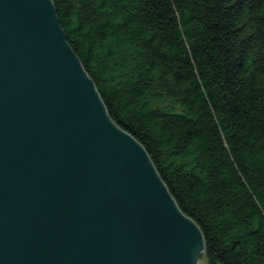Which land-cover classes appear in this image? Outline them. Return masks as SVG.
Segmentation results:
<instances>
[{
  "label": "trees",
  "instance_id": "obj_1",
  "mask_svg": "<svg viewBox=\"0 0 264 264\" xmlns=\"http://www.w3.org/2000/svg\"><path fill=\"white\" fill-rule=\"evenodd\" d=\"M111 118L202 230L264 264V0H53Z\"/></svg>",
  "mask_w": 264,
  "mask_h": 264
},
{
  "label": "water",
  "instance_id": "obj_2",
  "mask_svg": "<svg viewBox=\"0 0 264 264\" xmlns=\"http://www.w3.org/2000/svg\"><path fill=\"white\" fill-rule=\"evenodd\" d=\"M204 250L53 0H0V264H207Z\"/></svg>",
  "mask_w": 264,
  "mask_h": 264
}]
</instances>
